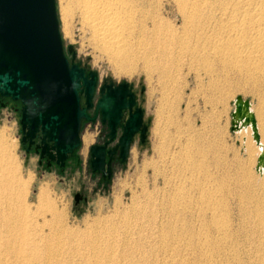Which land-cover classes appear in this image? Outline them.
<instances>
[{"label": "rangeland", "instance_id": "374dc122", "mask_svg": "<svg viewBox=\"0 0 264 264\" xmlns=\"http://www.w3.org/2000/svg\"><path fill=\"white\" fill-rule=\"evenodd\" d=\"M176 1H160L166 10L161 11L164 19L175 18ZM77 3V0H56L66 56L70 59L66 48L71 45L75 61L96 71L100 82L111 79L127 81L133 86L139 94L138 103L147 125L145 141L141 143L135 137L127 163L117 165L107 183L97 184V179L91 180L90 175L85 174L80 182L79 175L71 169L58 175L54 169L39 166L36 156L24 152L19 136L21 105L4 98V106H0V128L3 126L7 131L5 144L0 149V181L9 177L7 185L11 188V199L8 206L0 192V211L12 207V218L22 219L18 221H27V224L35 221L41 224L43 216L49 220L46 209H36L38 189L46 187L55 207L63 213L61 222L51 225L52 248L58 252L53 253V258L56 256L53 261H59V264H96L98 260V264H134L139 260L144 264H178L171 261L179 258L186 264H213L220 259V251L208 258V248L196 253L187 243L196 244L197 238L204 233L215 239L216 231L206 225L210 217L208 209L214 205L218 210L216 217L225 219L230 226L228 232L235 233L227 234L228 242L238 241L236 248L245 264H255L257 256L262 257L264 248V172L259 173L256 169L260 150L245 131H231L230 127L236 97L247 99L259 127V138H263L264 143V79L260 78V81L254 76L255 80L231 72H228L229 76H223L227 74L220 65L213 62L204 66L198 61L171 69L165 86L158 82L156 75L147 76L141 60L133 65L136 68L132 74H116L117 70L108 58L109 52L102 51L101 46L97 47L90 40L89 32L81 30ZM65 18L74 20L71 36L64 32ZM176 21L179 24L178 17ZM99 128V122L91 126L85 124L80 133L78 154L87 168L88 147L96 141ZM20 184L25 185L24 193L22 190L18 195L16 188ZM208 200L215 204L210 202L213 203L210 205ZM171 204L181 205L178 207L181 212L178 209L175 212L179 214L170 211ZM184 208L186 212H183ZM168 217L177 224L176 228L183 223L192 224L193 236L176 232L172 235L168 228H161L159 221ZM158 223L159 230L168 231L163 238L156 229ZM61 229L74 236L62 239ZM44 231L47 233L49 228L45 227ZM216 240L214 246L226 248L230 245L227 240L222 244ZM4 257L3 264H9V257Z\"/></svg>", "mask_w": 264, "mask_h": 264}, {"label": "bare ground", "instance_id": "6f19581e", "mask_svg": "<svg viewBox=\"0 0 264 264\" xmlns=\"http://www.w3.org/2000/svg\"><path fill=\"white\" fill-rule=\"evenodd\" d=\"M77 1V12L81 30L83 33L88 31L91 37L90 40H92L97 47L101 46L102 51L109 52L108 58L114 64L117 70L116 74H132L134 72L133 68H136L135 66L133 67V65L138 60H141L147 76L152 77L156 75V79L163 86L171 69H175L182 64L198 61L201 62V64L203 63L204 66L205 64L210 65L213 62V64L216 63V65H220L224 68L223 70L225 72H223L221 68H219L221 70L219 71L227 74L223 76H229L228 72H231L230 74L234 73L237 74V76L243 75L248 78L252 77V79L254 76H258L259 78L257 77V79H264V0H177L174 6L175 18L173 20H167L162 17L161 11L165 9H163L164 6L161 5V0ZM176 17L179 18V24H177ZM73 23V19L67 21L65 18L64 32L67 36H71L73 33ZM210 67H212V65ZM219 71H216V73ZM223 76L221 75L222 78ZM214 78H216V76ZM254 79L256 80L255 77ZM249 111L251 113L253 112L250 106ZM160 118L161 117L158 119ZM231 120L235 122V132L245 131V133H247L246 136H251L255 141L256 147L260 150L258 155L262 154L263 157L257 171L259 173L264 172L263 138L261 140L260 138H255L253 127L250 122H246L245 117L237 118L236 116H231ZM258 128L256 124L257 133ZM6 131V128L3 126L0 128V149L3 148L5 144ZM1 176L4 177V175ZM8 178L9 177H5V181L4 179L0 181V192L4 194V201L9 206L11 188L7 185L10 181ZM24 186V184H20L16 188L19 193L18 195L21 194L22 190L24 193ZM38 190L36 209H46V211L49 212L48 214H50L49 220L45 219L46 217L43 216L41 224H39L38 221L27 224V221L22 222V219H18L19 221L22 220L19 222L18 220H14L15 218H12V207L10 208L7 206L6 211H0V264H3L2 261H4V256L9 257V264H59V261H53L56 257L53 258V253L56 249L53 251L52 248L53 235L51 225L60 223L63 218V213L62 210L59 211L57 207H55L46 187H41ZM171 200L174 201L173 199ZM210 202L213 201H209V203ZM213 203L215 204V202ZM213 203H210V205ZM175 204H171L172 207H169L170 211L175 212V210L177 211L178 207L181 206H175ZM208 207L210 208L209 205ZM207 208L205 209L207 210ZM215 209L214 205L211 209H208L210 210V217L206 224L216 231L215 239L213 238V240L211 235L204 233L201 234V237L197 238L196 244L192 245L191 242H188V246L196 253L203 251L205 247L208 248L210 252L208 258H211L213 254L220 251V259L213 264H245V260L236 248L239 243L233 240L234 237L231 238L233 241H229V247L220 248V246H214V241L217 238H219V240L216 241L222 244L227 240L226 237L228 233H234V231L230 232V230L228 232L227 227L230 228V226H228L229 223L227 222V224L225 219L220 220L218 217L219 215L216 217L217 213L215 214V212L218 210ZM185 210L184 208L183 212ZM206 210H204V212ZM202 212L200 210V213ZM177 214H179V212ZM203 215L205 217V214ZM173 216L176 217L175 215ZM183 216L179 217L184 218L185 216ZM189 216L191 217V215ZM197 216H199V214ZM179 217H177V219H179ZM168 219H170V217H168ZM168 219L159 221L161 228H168L172 235L175 232L179 235H192V224H189V222L181 223L182 225H178L179 227L176 228L175 225L177 224L174 225L172 220L170 219V221ZM154 221L157 222L156 220ZM203 221L205 220L203 219ZM159 223L158 225L155 224L157 225L156 229L160 228L158 227ZM45 227L49 228L47 233L44 231ZM157 231H159L158 233L161 238L168 235L167 229L166 231L163 229H158ZM170 233L169 235H171ZM233 233L232 235L235 234ZM60 234L62 239L74 236L65 229H61ZM200 238H203V240L199 241ZM164 247L166 248V246ZM165 248L163 249L165 250ZM164 250L162 251L165 252ZM55 253L58 254V252ZM143 257L145 258L146 256ZM168 258L170 259V257ZM256 260L255 264H262L264 262V248L262 250V257L259 258L258 255ZM98 261L96 264L99 263ZM171 262L186 264L185 261L180 258L172 260ZM134 264L144 263L139 260ZM208 264L212 263L209 262Z\"/></svg>", "mask_w": 264, "mask_h": 264}, {"label": "water", "instance_id": "95a60500", "mask_svg": "<svg viewBox=\"0 0 264 264\" xmlns=\"http://www.w3.org/2000/svg\"><path fill=\"white\" fill-rule=\"evenodd\" d=\"M66 51L70 59L59 31L56 0H0V98L20 103L21 140L40 132V156L45 154L63 166L80 146L82 123L99 119L106 123L109 139L102 145H91L90 168L107 172L109 177L114 154L118 151L120 162H125L134 135L139 133V141H145L143 109L135 105V94L127 81L105 80L94 102L97 72L75 62L71 45ZM249 106V100L236 97L231 116L245 117L258 139ZM118 127L121 134L117 143L107 149ZM235 127L231 120L230 130ZM262 159V154L258 155L256 169Z\"/></svg>", "mask_w": 264, "mask_h": 264}, {"label": "flooded vegetation", "instance_id": "af4514ba", "mask_svg": "<svg viewBox=\"0 0 264 264\" xmlns=\"http://www.w3.org/2000/svg\"><path fill=\"white\" fill-rule=\"evenodd\" d=\"M75 62H77V61H75ZM98 79H99V77H98ZM105 80H107V82L109 81V79H102L101 82L100 81L98 82L97 89H96V92H95V96H94V99H93L94 102L98 99V97H99V88L103 85ZM132 91L135 94V105L139 106V103H138L139 94L137 93L136 90L133 89V86H132ZM140 92L142 93L141 90H140ZM81 103H83V98L82 97H81ZM90 113L92 114L93 110H91ZM125 118H126V116H125ZM96 122H99L100 128L98 130L97 139L92 145H94V144L102 145L109 139L108 138V128H107L106 123H101V121L99 119H97L95 122H93L91 124H95ZM85 123L86 122L82 123L81 130H82V127H83V125ZM88 123H90V122H88ZM143 124H145L144 119H143ZM146 133H147V131H146ZM120 134H121V129L118 127L117 133H116V137H115L114 140H112L111 142H109L107 144V149H111V148H113L116 145L118 136ZM19 136H20V143H21V146H22L24 152L27 155L36 156L37 157V164L39 166H42L43 168H45L47 170H53L54 169V170L57 171L58 175L68 173L69 169H71L72 173H74L75 175L76 174L79 175L78 180L80 182H81V180L83 178V174H85V175H90L91 180H96L97 179V184H101L102 182L105 184L111 179V177H112V175L114 173V169L116 168V166L117 165H122V164H124L126 162V161L125 162H120L119 153L117 151L114 154V157H113V159L111 160V163H110L111 176L108 177V173L107 172H105V174H103L101 172H94L90 168L91 157L88 160V168H87L84 165L83 158L78 154V151H79V149L81 147V142H80V146L76 150H74L72 155L67 157V159L64 162V165L60 166L54 160L48 159L45 154H44V157L40 156L41 150H42L41 149L42 148V144H41V140H40V132H36L35 136L33 138H31V139L27 138L23 142L21 139L24 136V132H23L21 126H20V135ZM136 136L139 139V133L134 135V137L132 139V142H133V140L135 139ZM132 142L130 144V147L132 145ZM129 150H130V148H129ZM89 155H90V151H89ZM127 157H128V155H127ZM126 160H127V158H126ZM75 170H76V172H75ZM67 175H69V174H67ZM104 175H106V176H104ZM81 184H83V183H81ZM77 197L80 198L81 194H77ZM82 197L84 198V196H82Z\"/></svg>", "mask_w": 264, "mask_h": 264}, {"label": "crops", "instance_id": "0c3cea01", "mask_svg": "<svg viewBox=\"0 0 264 264\" xmlns=\"http://www.w3.org/2000/svg\"><path fill=\"white\" fill-rule=\"evenodd\" d=\"M85 124H90V126H91V125H94V124H91V123H85ZM85 124H84V125H85ZM84 125H83V126H84ZM84 137H86V136H84ZM84 137H83V140H84ZM91 145H92V144H91ZM91 145H90V146H91ZM90 146L88 147V150L90 149ZM130 150H131V147H130ZM130 150H129V153H130ZM128 157H129V156H128ZM127 161H128V158H127ZM125 163H127V162H125ZM123 165H124V164H123ZM87 176H89V175H87Z\"/></svg>", "mask_w": 264, "mask_h": 264}, {"label": "trees", "instance_id": "16d2710c", "mask_svg": "<svg viewBox=\"0 0 264 264\" xmlns=\"http://www.w3.org/2000/svg\"><path fill=\"white\" fill-rule=\"evenodd\" d=\"M4 101H6V99H4V98H0V106H1V103L4 102ZM17 103H18V102H17Z\"/></svg>", "mask_w": 264, "mask_h": 264}]
</instances>
